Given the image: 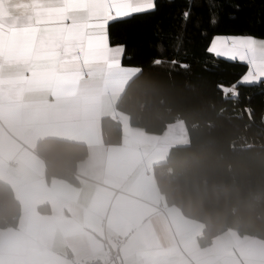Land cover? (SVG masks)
I'll return each instance as SVG.
<instances>
[{
    "label": "crops",
    "instance_id": "1",
    "mask_svg": "<svg viewBox=\"0 0 264 264\" xmlns=\"http://www.w3.org/2000/svg\"><path fill=\"white\" fill-rule=\"evenodd\" d=\"M138 71L103 58L45 62L36 70L0 61V179L20 207L17 223L0 229V264L106 260L105 237L112 248L111 237L124 238L119 264H264V239L228 228L201 245L203 222L165 201L153 167L171 147L189 143V133L183 120L148 132L116 109ZM103 116L120 122L119 143L103 141ZM41 138L86 146L75 180L46 177L35 151Z\"/></svg>",
    "mask_w": 264,
    "mask_h": 264
},
{
    "label": "trees",
    "instance_id": "2",
    "mask_svg": "<svg viewBox=\"0 0 264 264\" xmlns=\"http://www.w3.org/2000/svg\"><path fill=\"white\" fill-rule=\"evenodd\" d=\"M156 3L151 13L108 26L110 43L125 45L122 63L139 68L116 109L152 133L185 122L189 143L171 147L153 172L165 201L203 222L201 245L228 228L264 239V80L241 82L245 63L207 51L215 35L264 38V0H216L215 8L190 0L187 20L189 0ZM100 129L106 144L120 142L118 120L103 116ZM35 151L45 161L47 178L75 180L87 149L41 138ZM19 212L11 186L0 179V229L14 226Z\"/></svg>",
    "mask_w": 264,
    "mask_h": 264
},
{
    "label": "snow or ice",
    "instance_id": "3",
    "mask_svg": "<svg viewBox=\"0 0 264 264\" xmlns=\"http://www.w3.org/2000/svg\"><path fill=\"white\" fill-rule=\"evenodd\" d=\"M206 2L215 8L216 0ZM156 7V0H0V61L8 57L28 70L73 59L122 61L125 45L110 44L109 24L151 13ZM190 14L189 0L184 19ZM209 22L214 25L216 17ZM207 51L246 63L244 82L259 83L264 78V38L217 35Z\"/></svg>",
    "mask_w": 264,
    "mask_h": 264
},
{
    "label": "built area",
    "instance_id": "4",
    "mask_svg": "<svg viewBox=\"0 0 264 264\" xmlns=\"http://www.w3.org/2000/svg\"><path fill=\"white\" fill-rule=\"evenodd\" d=\"M115 118V115L113 116ZM150 170V168H148ZM164 209V208H162ZM110 240L115 245L114 248L110 246L108 239L105 237V241L107 243V259L100 260V259H89L84 262L74 259L73 264H119L118 260V249L123 244L124 238L123 237H111Z\"/></svg>",
    "mask_w": 264,
    "mask_h": 264
}]
</instances>
